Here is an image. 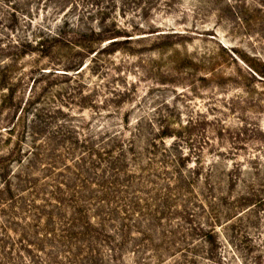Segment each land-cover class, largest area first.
<instances>
[{"label": "rangeland", "instance_id": "1", "mask_svg": "<svg viewBox=\"0 0 264 264\" xmlns=\"http://www.w3.org/2000/svg\"><path fill=\"white\" fill-rule=\"evenodd\" d=\"M0 264H264V0H0Z\"/></svg>", "mask_w": 264, "mask_h": 264}]
</instances>
